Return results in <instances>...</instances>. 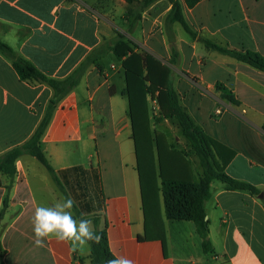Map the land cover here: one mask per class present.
<instances>
[{"label": "crops", "instance_id": "obj_1", "mask_svg": "<svg viewBox=\"0 0 264 264\" xmlns=\"http://www.w3.org/2000/svg\"><path fill=\"white\" fill-rule=\"evenodd\" d=\"M97 6V0H0V39L45 75L63 79L103 42ZM170 9L167 0H157L143 13L131 36L171 68L180 104L202 131L220 143L225 154L234 153L224 172L261 191L254 195L228 190L217 179L211 182L212 195L205 209L213 253H204L193 222L165 217L162 194L166 253L160 241L145 240L121 62L123 79L117 92L108 96L111 121L104 137H98L95 121L105 113L102 106L93 104L99 74L91 66L54 111L42 138L43 151L56 171L81 165L99 172L102 202L95 211L100 210V228L107 232L114 257L126 256L133 264H264V72L207 49L178 23L173 29L179 58L177 65L170 64L164 31ZM183 11L201 37L264 56V0H199L193 8L184 4ZM217 83L238 103L223 99ZM52 96L46 84L21 81L11 61L0 53V155L31 137ZM154 108L160 116L158 105ZM150 119L154 130L151 113ZM169 120L174 119H164L156 130L166 135ZM201 176V171L197 178L193 173L195 181ZM8 184L0 172V213L8 196L0 219V264H92L89 244L73 248L55 237L47 238L43 246L34 243L35 208L54 204L62 194L33 157L24 155L18 160L9 190Z\"/></svg>", "mask_w": 264, "mask_h": 264}, {"label": "trees", "instance_id": "obj_2", "mask_svg": "<svg viewBox=\"0 0 264 264\" xmlns=\"http://www.w3.org/2000/svg\"><path fill=\"white\" fill-rule=\"evenodd\" d=\"M128 9L125 20L131 32L142 19L143 13L157 0H123ZM171 9L164 20V31L171 50L170 64L177 65L179 52L173 25L180 24L182 29L193 39L201 42L207 49L229 56L264 72V56L255 50H236L219 45L203 38L187 21L183 8H193L199 0H167ZM126 40V35L117 33L110 40L93 49L88 56L63 79L45 75L31 61L18 55L11 46L0 39V53L9 59L21 81L37 82L48 85L53 90L43 118L31 137L23 144L17 145L0 155V172L9 179L7 189L12 187L17 174V162L28 155L35 158L48 172L56 188L62 195L70 194V188L78 179L82 190L94 198L86 204L87 211L91 204L101 205L99 191L100 174L90 167L74 166L63 171H56L42 148V138L53 117L58 104L76 88L91 66L100 69V61L110 53L121 62L124 70L125 93L129 103V116L132 127V139L135 145L137 171L141 188L142 208L145 220V240L160 241L166 253V238L162 214L161 194L165 217L168 220H187L194 223L196 231L202 239L204 253H213L209 240V221L205 205L211 198V182L220 180L228 190H245L258 195L261 191L250 183L237 180L224 172L225 167L234 157L233 152L225 154V148L206 135L195 123L186 109L180 104L179 96L174 88L173 73L169 66L148 52L136 50ZM222 98L237 104L233 94L221 83L216 84ZM156 101L160 110L159 122L174 119L181 129V135L188 141L191 149L199 159L203 169L199 181L193 177V169L187 155L171 143L165 133L152 130L148 109V99ZM78 178V179H77ZM90 178V179H89ZM73 198V197H72ZM74 217H84L80 205L73 198ZM264 205V198L262 199ZM8 196L4 198L2 218L7 208ZM93 211V210H92ZM86 219V218H85ZM93 231L98 233V242H89L92 264H104L113 258L108 235L100 228V216L91 219ZM2 250L0 240V251Z\"/></svg>", "mask_w": 264, "mask_h": 264}, {"label": "rangeland", "instance_id": "obj_3", "mask_svg": "<svg viewBox=\"0 0 264 264\" xmlns=\"http://www.w3.org/2000/svg\"><path fill=\"white\" fill-rule=\"evenodd\" d=\"M97 1L99 6L94 7V10L97 11L98 14H100V30L103 39L108 41L117 33H122L126 35V40L128 43L131 44V46L137 47L136 50L140 52H148L144 44L136 43L133 40L131 36L133 31L127 32L129 26L124 20V14L128 9V5L124 4L120 0ZM148 9L145 10V12L148 11ZM234 15L238 16L237 12H235ZM105 58L106 59H104V62H102L103 59L100 61V69L95 66V71L99 74V82L97 83L98 92L94 97L95 100L93 104L95 107L102 106L103 108L101 109H103L105 113L103 119L95 121L99 138L104 137L103 133H105L104 131L108 128L109 122L111 121L109 118V114H107V111H109L108 96L114 95L117 92V87L120 85V83H122L123 79V70L120 67L116 57L110 53ZM150 103L151 105L150 107H148V109L152 116L153 128L154 130H156L160 125V122L158 120L159 113L155 112L156 109L154 108L155 106H157V103L153 101H151ZM173 121L175 120H169V127L166 135L169 141L175 146V148L182 150L187 155V157L191 161L194 177L197 178L198 172L203 171L199 159L191 149L188 141L180 135L178 128L179 126H177L176 123ZM33 160L36 161L37 165H39L41 171L48 176L49 174L43 167V165H41L35 158H33ZM69 190L72 197H76V201L80 205L82 214L86 219L91 220L93 216L101 215L99 212L100 210L97 212L95 211L96 209H100V206L97 202L94 203V208L93 203L91 204V209L89 210L90 212L87 211L86 204L91 203L92 200L94 201V198L92 196L87 197L88 195H83L85 194V192L87 194V191L82 190L79 179L78 182L74 183L72 185V188H70Z\"/></svg>", "mask_w": 264, "mask_h": 264}, {"label": "clouds", "instance_id": "obj_4", "mask_svg": "<svg viewBox=\"0 0 264 264\" xmlns=\"http://www.w3.org/2000/svg\"><path fill=\"white\" fill-rule=\"evenodd\" d=\"M74 205L75 201L70 195H61L54 204L35 208L32 231L37 246H43L49 237L68 242L73 248L99 241L98 233L90 227L91 220L73 216ZM104 264H133V261L126 256H115L104 261Z\"/></svg>", "mask_w": 264, "mask_h": 264}, {"label": "water", "instance_id": "obj_5", "mask_svg": "<svg viewBox=\"0 0 264 264\" xmlns=\"http://www.w3.org/2000/svg\"><path fill=\"white\" fill-rule=\"evenodd\" d=\"M260 196H261V197H263V195H262V194H261Z\"/></svg>", "mask_w": 264, "mask_h": 264}]
</instances>
